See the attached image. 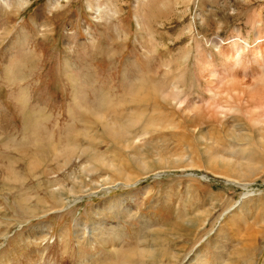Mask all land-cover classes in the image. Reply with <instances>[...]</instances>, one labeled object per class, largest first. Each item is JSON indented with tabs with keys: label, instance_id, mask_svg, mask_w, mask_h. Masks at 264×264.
<instances>
[{
	"label": "rangeland",
	"instance_id": "1",
	"mask_svg": "<svg viewBox=\"0 0 264 264\" xmlns=\"http://www.w3.org/2000/svg\"><path fill=\"white\" fill-rule=\"evenodd\" d=\"M91 1L94 2V0H27L20 5L18 0H11V6L5 8L0 0V167L5 162L14 163L13 169L23 182L20 185L7 184L8 182L3 184L0 181V193L8 197L7 204L10 207L9 210H3L5 205L0 199V259L7 264H25L19 242L23 236L33 230L35 234L41 230L37 247L44 250L49 264H56L53 263L56 255L63 261L62 264H76V260L78 262L86 260L82 264H89L95 258L101 260L106 257L111 258L110 249L102 247L103 245L96 241L98 238L96 234L86 233L93 224L98 230L106 225L114 231L112 232L117 237L115 236V241V237H111L113 240L106 242L109 246L123 244L128 252H133L134 248H140L141 245V249L148 248L147 251L153 249V252L158 251V254L163 252L158 260H147L146 264H171L173 262L171 254H179L177 252L181 253L178 264H186L195 257L197 251L200 253L199 256L206 257L208 264H220L219 260H216L220 254L224 255V259L228 257L231 264H264V172L262 171L264 146L250 151L252 160L261 165V171L239 177L247 185L238 187L233 183H227L230 180L228 176L217 170L211 171L206 168L208 166L205 163H202V149L205 146L210 147L213 152L221 151L207 143L199 144L195 140H189L190 138L183 140L186 135L175 141L178 135L170 134L172 131H167L168 133L164 131L157 136L148 134L146 140L150 144L148 143L144 151L137 154L138 157L145 158L148 163L147 170H143L132 164L133 160L127 150L116 147L117 145L112 144L101 134L99 125L85 122V120L90 121L88 115L90 112L80 114L81 120H74L70 116L69 108L73 104L72 86L65 74V68L68 70L71 68L78 73V79L85 85L81 92L87 102H94L95 96L101 93L121 94L123 79L130 75L137 78L140 72L149 69V60L142 59L135 45V39L144 36L137 30L133 8L135 0H96L101 14L105 17L102 22L94 19V15L98 12ZM148 1L145 0L146 3L144 0L139 1L141 4L137 7L141 9H138V13L147 27L152 43L156 42L160 46L155 52L156 57H163L162 59L173 57L172 49L174 51L180 45L169 40L175 38L180 28L190 19L192 20L193 16L199 15L212 22L220 21L223 26L221 32L224 35L237 28L242 30L243 36H246L248 29L246 18L257 14V5H264V0H250L247 3L246 0H193L192 2L153 0L150 1L151 3ZM187 6L188 18L184 24L177 14L179 11H185ZM203 14H207L208 17ZM252 33L253 31L249 36ZM201 46L205 48L207 45L201 43ZM11 68L15 72L13 79L9 73L12 72ZM9 69L11 71H8ZM42 105L46 107L40 108ZM125 108L134 109V105L128 104ZM29 110L35 115L38 114L36 115L38 118L36 116L37 119L34 118V122L36 121L34 126L32 122L34 116ZM121 113L127 114V112ZM23 118H26L24 120L27 123H24ZM37 124L40 129H37ZM35 128L34 132L32 129ZM89 128L94 130L89 133L87 140L84 141L83 138L80 140L82 135L85 136L89 132ZM85 130L87 133L84 132ZM80 132L84 134L81 135ZM139 132H141L140 128L135 131V133ZM24 133L28 134L24 135ZM92 134H96L92 137L93 140ZM208 134L214 142H217V147L222 146L221 142L224 143L225 140L221 133L218 134L215 130L207 133V136ZM158 135H161V138ZM74 137L75 142H79L80 146L83 144V147L95 149L101 158L104 157L103 160L108 161L107 165L102 167L103 169L97 165L98 168L94 173L85 172L89 174L86 178L78 165L91 163L95 166L93 160L89 159L92 151L86 155L78 150L81 155L74 152L72 159L80 155L82 163L68 166L67 171L60 173L57 183H63L68 188L75 187L71 199L79 196L80 192L74 194L78 188L71 179L75 173L74 177L78 178V182H82L83 189H87V193L97 191V195L83 198L71 208L55 206L54 209L57 211H44V205L54 204L44 185L40 186L44 178L39 173L45 167L53 166L51 163L54 161L49 157L51 152H58L60 147L69 145L65 142L74 145ZM95 138L98 140L96 141ZM187 140H189L188 145H186ZM25 142L28 144H23ZM5 143H8L7 149L1 147ZM174 145L185 148L189 156L180 163L171 162L172 166L168 163L167 166L159 164L161 158L170 157ZM12 146L15 150L11 149ZM225 152L230 157L233 156L229 150L226 149ZM157 153L160 155L158 156ZM191 156L193 165L189 167ZM27 159H36L38 164L39 172L33 177L29 176L27 171ZM236 159L240 160L241 155L238 154ZM192 173L193 177L190 175ZM202 175L207 176L208 179L200 180L199 177ZM125 176L135 178L132 181H139L128 186L121 184L116 188L110 187L109 192L102 190L106 186L125 181ZM19 190H23L28 196L23 208L18 205L19 197L16 192ZM245 194L247 196L243 198ZM2 217L7 219L5 223L2 222ZM197 217H202V220L206 218L207 223L205 222V225L202 223L199 233L188 241L192 237L188 235L192 227L191 223H187L189 226L185 225L184 220L189 218L194 220ZM81 227H84L85 233L80 229ZM217 234L220 236L216 237ZM80 237H82L81 243L76 244V240ZM46 242L49 243L47 247L44 245ZM245 246L246 249L243 250ZM20 247L25 248L22 244ZM242 253L252 254V262L250 263V259L244 262L232 258L233 255ZM35 257L40 264L39 254H35Z\"/></svg>",
	"mask_w": 264,
	"mask_h": 264
},
{
	"label": "bare ground",
	"instance_id": "2",
	"mask_svg": "<svg viewBox=\"0 0 264 264\" xmlns=\"http://www.w3.org/2000/svg\"><path fill=\"white\" fill-rule=\"evenodd\" d=\"M10 1L11 0H2L5 8H9L11 6ZM18 1L20 2V5L27 2V0H18ZM139 1L141 0L134 1V6H133L134 18L136 21L138 32L144 34V36L137 37L135 39V45L138 47L137 49L142 59L149 60L148 61L149 69H147L146 72H140L137 78L130 75L126 79H123L121 84V91H122L121 94L108 95L107 92L101 93L95 96L94 102H87L86 98L83 97V94L81 92L82 88H83L82 90H84L85 85L82 84L78 79L77 77L78 73H76V71H74L71 68H69V70L65 68V74L67 76L69 83L72 86L73 104L72 107L69 108L70 116L74 120H81V117L79 116L80 114L90 112L88 114L90 121L85 120V122L92 123L94 125H99L101 127V134L104 135L112 144L117 145L116 147L119 148L122 147L124 150H127L130 153L131 159L133 160L132 164L136 166L138 169H143V170H147L148 163L145 158H140L138 157L137 154L140 153L145 147H147L149 141L146 140V137L148 134H153L157 136V134H160L164 131H166L165 133H168L167 131H172L173 133L170 132V134L178 135L177 140L174 139L175 141L180 140V138L186 135L183 140L190 138L189 140H195L199 144L207 143L213 148L220 149L221 151L213 152L212 149H210V147L207 148L204 145L205 148L202 149L203 150L202 163H205L208 166L206 168L210 169L211 171L212 170L220 171L223 175L228 176L230 180H228L227 183H233L238 187L239 186L245 187L247 184L244 183V180L239 179V177L245 175L247 176L251 173L261 171V165L255 163L252 160V153L250 151L251 149H256L261 147L263 148L264 146V5L263 4L257 5L258 7V10L256 12L257 14H252L248 18H246L245 22H247L248 24L246 36H243L244 34H242L241 32L242 30L237 28L236 29L233 28L228 34L224 35L221 32L223 26L220 23V21H214V22L209 21V19H207L208 17L207 14H203L207 16L206 17L207 20L201 18L199 15H195L192 17L193 18L192 20L190 19L189 22L185 24L188 18L186 17L187 16L186 11L188 10V6H187L185 8V11L184 10L179 11V14H177V16H180V18L183 20L185 25H183L180 28L181 30L179 31L178 35L176 34L175 38L172 37L169 40L171 42L174 41V44H178L180 45V47L174 51L172 49L171 54L174 53L172 58L162 59L163 57L161 58L156 57L155 52L157 48L160 46L157 45L156 42L155 44L152 43L153 40L147 32V27L138 13V9H141L137 7L139 4H141ZM150 1L153 0H149L148 2ZM192 1L193 0H190V2ZM247 2H250V0H246V3ZM143 3L142 6H144L146 2L144 4ZM91 4L96 7V10L98 12V14L94 15V19L97 22L99 21L102 22V19L105 20V17L101 14L102 12L100 11V6L96 2V0H94V2L91 1ZM107 15L109 16V14ZM251 31H253V33L251 36H249V33ZM90 40H91V36H90ZM91 41L93 42V40ZM201 43H205L207 46L205 48H202ZM10 62L11 61H9V63ZM11 70L9 69L8 71ZM9 73L12 77L15 72L14 70H12V72ZM111 100L115 102L113 103ZM128 104L134 105V109H126L125 107ZM44 107H46V105H42V107L40 106V108L42 109ZM32 110L34 111L35 109ZM32 110L31 111L29 110V112L31 113ZM121 112H127V114L123 115ZM32 113L34 116L32 121L34 126L36 122V121L34 122V118H36L37 117L36 115L38 114L36 113L35 115L34 112ZM26 118H23V120ZM28 120L31 121V119ZM24 123L27 122L24 120ZM30 123L31 122H29L28 125H30ZM37 125H38L37 129H40L39 124ZM81 126L83 127V125ZM141 126H143V128H141ZM26 127L28 126L26 125ZM29 127L31 128V126ZM35 127L37 126L35 125ZM139 128L141 132L135 133V131L137 129L139 130ZM32 130L35 132L36 128ZM86 130L84 132L87 133ZM92 130L94 129L89 128V132L85 134V136L82 135L84 134V132L82 133L80 132L82 135L80 140L82 138L84 139V141L87 140L89 133ZM215 130L217 131L218 134L221 133V135L225 140L224 143L220 141L222 144L221 147L216 146L217 142H214L213 138L210 137L209 134L207 136V133H210L211 131H215ZM38 132H40V130ZM26 134L24 133V135ZM42 134H44V131L42 132ZM95 135L96 134L91 135L92 140H93L92 137H94ZM158 136H160L161 138V135ZM73 140L75 142V137ZM97 140L98 139H96V141ZM189 140L186 141V145H188ZM12 142L14 143V141ZM26 142L23 144H28ZM62 142L64 143V141ZM65 143H68L69 145L63 147L62 144L61 145L62 147L58 149V152L54 153L53 151L51 152V155H49L50 159L54 161L53 163H51V165H53L51 167L54 169H52L50 166L45 167L39 173V175H41V177L44 178V180L42 178L44 182H40V186L44 185L45 191L48 192V195H50L54 204L53 206L52 204L49 206L44 205V211L46 210H49L48 212L57 211L54 209L55 206H61L64 207L65 209L71 208L83 198L90 197L92 195H97V191L93 193H87V189H83L82 182H78L77 181L78 178L74 177L75 174L74 172H72L74 174L73 176H71V179L73 180L74 184H77V188H78V190L75 191L74 194L80 192L79 196H75L74 198L71 199L75 187L72 186L68 188L63 183L61 184L57 183L58 182L57 178L59 177L60 173L62 174L64 171H67L68 166H71L73 163H82L80 162L81 153H79L78 150H80L82 153L86 155L92 151L91 158L89 159L93 160L95 166H93L91 163L78 165L84 174L85 172L94 173L96 172L95 169L98 168V166L101 168L106 167L108 162V161L106 162V160H103L104 157L101 158V156L96 152V150L92 149L91 147H87V146L83 147V144H81L80 146L79 142L78 143L75 142L74 145H72L70 142H65ZM180 143L183 142L180 141ZM7 145L8 143H5V145L3 146L1 145V147L7 149L8 147ZM13 146L11 147L12 150L14 149ZM17 147H19V145H17ZM22 148L23 147H21V149ZM226 149L229 150V153L233 155L232 156L233 158L230 157V155H227V153L225 152ZM23 150H25V147ZM172 151L173 153L169 154L170 157L161 158L159 160V164L166 165L168 163L171 165V162H173L174 164L180 163L189 156V153L185 152V148L182 149L176 145L172 147ZM74 152H78L80 155L78 154L79 156L77 157L75 156V158L72 159L73 158L72 155L74 154ZM34 154L33 157L36 158ZM238 154L241 155L240 160L236 159V156H238ZM41 157H43V155ZM35 160L27 159V171L29 173V176L32 177L34 176V174L39 172L37 171L38 164ZM156 160L158 161V159ZM117 162L120 163V161ZM132 164L130 165L132 166ZM124 165L122 164V166ZM191 165H193L192 156L190 158L188 166L190 167ZM188 166L186 165L185 167L187 168ZM13 168H14V163L12 164L9 162L7 163L5 162V164L0 167V181L3 182V184L8 182L7 184L11 183V184L21 185V183H23L22 180H20L21 177L16 175ZM116 171H118V168L116 169ZM262 171L264 172V168ZM159 173L162 174L164 172H159ZM88 175L89 174H85V177L88 178ZM110 175L112 177V173ZM190 175L192 177L194 176L193 173ZM199 178L200 180L208 179V177L205 175H202ZM124 179L125 181L117 182L116 184L114 183V185L112 184V186H106L102 188V190L109 192L110 187L116 188L121 184H122L121 186H128L130 184L137 183L136 181H139V180L132 181L135 178L129 176H125ZM16 195L19 197L18 205L23 208L24 205L26 204L25 202L27 201L28 196L24 193L23 190L17 191ZM246 196L247 195L245 194L243 198H245ZM34 198L38 199V197L35 196ZM0 199L2 200V203L5 205L6 208L5 209L3 207V210H9L10 207L7 204L8 197L0 193ZM19 210L20 212H22L21 209ZM124 211H128V210H124ZM197 215L195 214V216ZM201 218L197 217L194 218V220L193 218L184 220L185 225H187V223H191V227H192V229H189V233H188V235L192 237L188 241L192 240L194 235L196 236V234L199 233L198 231H200L199 230L200 226L201 225L203 226V224L207 221L206 218L203 220ZM1 220L4 223L5 221H7V219L3 217ZM178 220L180 221V218ZM181 225L183 226V224ZM80 229H83V233H85L84 227H81ZM112 231L113 230H111L110 227H106V225L100 227L98 230L93 226V224H91V229L88 230V232L86 233L88 234H91V232L95 233L96 236L98 237L97 239L95 238L96 241H98L101 245H103L102 247L109 248L110 252L112 253L111 254L112 257L111 258L106 257L104 258V260L95 258L89 264H146L147 260L150 261H153V259L158 260V258L161 256V253H163V252L161 253L159 252L160 254H158L157 253L158 251L153 252V249L152 251H150V249L149 251H147L148 248L141 249L142 247L141 245L140 248H134L133 252L132 251L128 252L123 244L118 245L117 243V245H110L111 246L110 247L109 244L106 242L112 239L111 237L116 236L113 233L114 231L113 232ZM40 234H41V230L36 234H35V230H33L30 233H27L25 236H23L22 240L20 239L22 246L25 247V248L20 247L21 244L19 242L20 245L19 249L22 252V256L25 261V264H39V261L35 257V254H39L40 256V264H49L47 262L46 255H44V250L37 247V244L41 236ZM219 236L220 234H217L216 237ZM116 237L114 241L116 240ZM118 240L120 242V239ZM214 240H215V236H214ZM81 241H82V237L76 240V244H80ZM48 244L49 243L46 242L44 244L45 247H47ZM63 246L64 244L62 245V247ZM76 247L77 249L79 248L77 245ZM124 249L126 251H124ZM244 249H246V246L243 248V250ZM164 253H168V252H164ZM177 253L179 254L176 253L171 254V258L173 259V262L171 264H178L180 262L181 253L180 252ZM199 255L200 253L199 251H197L195 253V257L190 259L189 263L186 262V264H208L206 257ZM223 256H224L223 254L218 255L216 260H219L220 264H231L230 259L228 257L224 259ZM58 258L59 256L56 255L53 263L58 264L59 262L60 264H62L63 261L59 260ZM89 258L90 257L88 256V259ZM232 258L234 260H242L244 262L250 259V263H251L253 260V255L250 253H246V254L242 253L240 255H233ZM83 261L85 262L86 260H81L80 262L76 260L75 263L82 264L84 263ZM0 264H7V263L4 262V260L0 259Z\"/></svg>",
	"mask_w": 264,
	"mask_h": 264
}]
</instances>
